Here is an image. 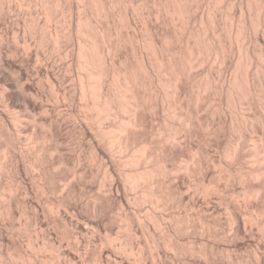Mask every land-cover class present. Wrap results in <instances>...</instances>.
<instances>
[{
  "label": "bare ground",
  "instance_id": "obj_1",
  "mask_svg": "<svg viewBox=\"0 0 264 264\" xmlns=\"http://www.w3.org/2000/svg\"><path fill=\"white\" fill-rule=\"evenodd\" d=\"M231 247L264 264V0H0V264H240Z\"/></svg>",
  "mask_w": 264,
  "mask_h": 264
},
{
  "label": "rangeland",
  "instance_id": "obj_2",
  "mask_svg": "<svg viewBox=\"0 0 264 264\" xmlns=\"http://www.w3.org/2000/svg\"><path fill=\"white\" fill-rule=\"evenodd\" d=\"M137 20H138V21H137ZM137 20H136V26H134L133 29L136 30V31H139V32H140L141 30L143 31V28H144L143 25H144V24H142V21H141L140 19L137 18ZM138 22H139V23H138ZM138 27H139V28H138ZM142 31H141V32H142ZM71 146H72V148H76V149H77V145L72 144ZM73 146H74V147H73ZM86 161H87V160H86ZM86 161H85V162H86ZM89 161H91V160H89ZM89 161L85 163L86 166L89 165V168L91 167L90 169H92V170H93L94 168L96 169V166H95L94 162H93V164H94V165H93L92 162L90 163ZM179 162L182 163V164L185 163V161H183V160H182V161H179ZM95 163H96V162H95ZM92 165H93V167H92ZM87 167H88V166H87ZM97 167H98V166H97ZM89 168H88V169H89ZM95 169H94V170H95ZM94 175H96L95 172H94V174L91 175V177L89 176V179H90V182H93V181H94L96 184L93 182L95 185H93V186L91 187L92 189H91L90 192L88 191L89 193L87 194V197H84V196H83L84 199H81V200H80V203L83 202L84 200H85V201L83 202L84 204H85V202H89V201L92 202L93 200H95V197H94V196H95L96 194H99V193H101V192L103 191V187H99V186H101V185L98 183V180H100V179H97V178H96V177L101 178V176L97 175V176L95 177ZM68 182H69V180H66V179L61 180V181H60V185H61V188H60V189L64 190V189L66 188V186H67L66 184H68ZM95 187H96V188H95ZM60 192H61V191H60ZM58 193H59V192H58ZM58 193H55V194H58ZM55 194H54V195H55ZM89 194H90V195H89ZM94 194H95V195H94ZM91 195H94V196L92 197ZM50 196H51V195H50ZM52 196H53V195H52ZM55 196H56V195H55ZM89 197H90V198H89ZM85 198H86V199H85ZM90 199H91V200L93 199V200L91 201ZM83 203H82V204H83ZM84 204H83V205H84ZM137 204H138V205H137ZM137 204H136L137 207H140V205L142 206L141 202H140V203L137 202ZM139 204H140V205H139ZM182 208H183V210H182ZM112 209H113V210H112ZM120 209H121V211H120ZM143 210H144V211H143ZM143 210H141L140 213L136 211V213L140 214V215H139V218H141L140 225H141L142 227H143L142 223H144V220H145L143 217L145 216V214H146V212H147L146 209H143ZM74 211H75V210H74ZM111 211H112L111 213L113 214V216L116 217V216H119L121 213H123L124 208H122V206H121L120 204L113 203V205H112V207H111ZM116 212H117V213H116ZM178 212H180L181 215L185 214V215L188 216V217H189L190 215L193 214V210H192V209L190 210V208H188V207H186V208H185V207H181L180 209H178ZM76 213H78V207H77V211H76ZM187 213H188V214H187ZM223 213H224V215H223ZM54 214H55V212L52 213L53 216H54ZM226 214H227V212H225L224 210H222L221 213H220V218L222 219V221H223V223H224V227H225L224 230H225V233L227 234V233L229 232V231H228V230H229V228H228L229 226H228V224H225V223L227 222V221H226V217H228ZM185 215H183V216H185ZM55 216H56V214H55ZM222 217H223V218H222ZM142 218H143L144 220H143ZM106 223H107V224H105L104 226H107V225L109 226V223H111V222L106 221ZM227 223H228V222H227ZM32 225H33V224H32ZM117 225H118V224H116V223H111L110 226L112 227V229H108V228H109L108 226H107L108 228L105 227L106 229H103V230L101 231V235H102V236H108V235L111 234L109 237H114L116 234H120V235H122L123 232H124V231H123L124 229H123L122 227H120V226L117 227ZM31 227H32L34 230L38 231V229H37L38 227H37V226L33 225V226H31ZM31 227H30V228H31ZM32 228H31V229H32ZM35 228H36V229H35ZM122 229H123V230H122ZM34 230H33V231L30 230V233H31V232H32V233L35 232ZM50 230L53 231V232H55L53 227H52ZM94 230H95V228L93 229V231H94ZM113 231H114V232H113ZM116 232H117V233H116ZM157 232L162 233V232H163V228H162V227H159V230L157 229ZM186 232H187V231H185V232H183V231L180 232V231H179L178 234L181 235V237H186V235H187ZM108 233H109V234H108ZM114 233H115V234H114ZM181 233H182V234H181ZM184 234H185V235H184ZM183 235H184V236H183ZM55 237H56V235H55V234H54V235L52 234V240H53V243H55V246H56V245H57V240H56L57 237H56V238H55ZM136 238H137V240L139 239V241H144V240H145V239H144V236L142 237V235H139V234L137 235ZM23 239H24V238H23ZM54 239H55V240H54ZM57 239H58V238H57ZM56 247H57V246H56ZM245 249H246V250H245ZM245 249H244V248H239V247H231L230 249L228 248V253H230V254L232 253V254L234 255L235 259H236L238 256L241 257L242 259H244L243 261L240 262V264H256V262H254V261H256V259H254L255 257H253L252 253H250V252H252V251H251V248H245ZM226 250H227V249H226ZM235 253H236V254H235ZM238 253H239V254H238ZM242 254H243V255H242ZM233 255H232V256H233ZM237 255H238V256H237ZM234 257H233V258H234ZM243 257H244V258H243ZM241 258H240V259H241ZM235 259H233V261H234ZM238 260H239V259H238ZM236 261H237V260H235L234 262H236ZM244 261H245V262H244Z\"/></svg>",
  "mask_w": 264,
  "mask_h": 264
}]
</instances>
